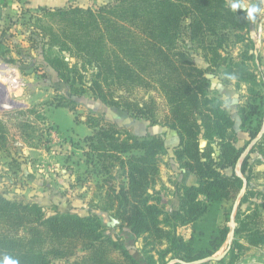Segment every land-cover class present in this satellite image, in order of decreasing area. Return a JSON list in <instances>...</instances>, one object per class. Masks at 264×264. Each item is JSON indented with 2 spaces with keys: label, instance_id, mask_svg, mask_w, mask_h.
<instances>
[{
  "label": "trees",
  "instance_id": "1",
  "mask_svg": "<svg viewBox=\"0 0 264 264\" xmlns=\"http://www.w3.org/2000/svg\"><path fill=\"white\" fill-rule=\"evenodd\" d=\"M238 1L113 0L96 8L39 6L37 9L43 16L36 19V27L42 37L29 36L30 51L21 52L18 61L7 57L11 50L3 46L8 38L0 36V58L19 63L22 71L42 65L53 81L67 84V90H75L76 96L70 94L68 100L76 103L84 92L74 85L83 79L80 70L94 67L88 89L97 100L115 111L177 133L179 143L173 158L182 170L194 174L198 182L175 183L179 205L171 211L150 194L161 174V157L169 150L162 135L140 136L126 128H117L104 118H88L87 125L94 132L86 141L105 168L111 153L118 152L117 158L123 162L126 182L118 189L113 188L114 200L118 202L115 218L132 238H142L145 247L166 242L167 251L184 262L212 256L226 242L231 229L225 224L210 235L207 247L197 246L193 237L184 240L175 229L198 222L210 204L227 203L229 210L232 209L242 186L235 165L250 142L243 147L236 145L237 120L221 100L209 96L210 75L224 67L226 77L246 84L247 105L239 110L243 128L249 127L254 116L264 115V92L260 88L264 84V71L253 70L247 63L253 54L245 50L244 59L238 61L228 60L223 54L230 42H243L245 33L250 42L255 35V22L263 3L255 0L260 11L249 19L245 11L231 9L230 3ZM46 47H58L77 62L70 69L63 58L47 57ZM195 50L202 51L207 65L196 63L191 53ZM152 86L163 93L169 106L162 122L153 99L131 97L136 88ZM61 105L69 106L63 102ZM4 131L0 128V140ZM258 132L259 129L251 131V138ZM202 139L206 140L204 146ZM215 139L218 153L214 149ZM256 146L243 164L244 174ZM16 198L9 192H0V259L7 255L18 264H157L153 257L147 256L149 250L136 252L125 239L110 233L98 213L83 216L73 207L62 210L63 199L59 198L53 199L54 211L48 214L45 201ZM248 199L249 191L239 208L240 223L235 235L245 236L252 245H264V226L256 225L261 216L254 213L256 216L241 218L242 205ZM233 244L243 245L239 238ZM79 250L83 251L82 255ZM230 255L232 262L239 258L235 247ZM223 261V258L218 260Z\"/></svg>",
  "mask_w": 264,
  "mask_h": 264
},
{
  "label": "rangeland",
  "instance_id": "2",
  "mask_svg": "<svg viewBox=\"0 0 264 264\" xmlns=\"http://www.w3.org/2000/svg\"><path fill=\"white\" fill-rule=\"evenodd\" d=\"M74 1L72 0L68 5L91 7L80 1L76 4ZM10 2L16 6L15 21L0 23V36L8 38L6 45L3 46L11 50L7 57L18 61L21 52L30 51L29 36L34 34L42 37L41 31L36 27V19L41 18L43 14L39 9L27 5L24 0ZM238 2L248 7L256 1L239 0ZM96 6L93 4V8ZM254 32L252 42L245 33L243 42H230L228 51L223 54L228 60L238 61L244 59L242 54L248 50L253 54L247 61L250 67L256 71H264V5L255 22ZM189 46L188 44L187 47ZM45 50L47 57L63 58L70 69L77 62L75 57L58 47H46ZM191 53L198 65L208 64L202 51L195 50ZM19 66V63H10L0 58V128L5 130L3 139L0 140V192H9L19 201L43 200L46 202L44 205L48 214L54 211L53 199L61 198L62 210L73 207L83 216L92 212L98 213L110 233L125 239V243L136 252L142 254V250L145 253L149 250L147 256L153 257L157 264H183L184 261L174 258L173 253L167 251L168 243L145 247L144 240L132 238L120 222L114 227L108 225L111 221L110 217L115 218L113 214L118 206V202L114 200L113 188L118 189L126 182V170L122 168V160L117 158L118 152L110 154V163L105 168L86 141V138L94 132L87 125L88 118L96 120L104 118L105 121L115 123L117 128H126L140 136L150 132L162 134L164 130H170L172 134L173 131L160 124L151 125L147 120L115 111L97 100L88 89L91 76L96 70L94 67H88L86 71L80 70L83 79L82 81L78 79L74 85L84 92L74 103L67 98L71 99L70 94L76 96L75 90H67V84L53 81L51 76H47L42 65L38 64L27 71H22ZM223 70L224 67H220L210 75L209 96L221 100L227 112L237 120L236 145L243 147L253 139L250 136L251 131L256 129L260 131L264 115L254 116L247 129L241 126L239 110L247 105V86L236 79H229L223 74ZM260 88L264 92V84H261ZM131 97L140 100L153 99L157 104V117L161 122L169 113L166 98L154 86L136 88ZM61 102L69 106L61 105ZM169 138L171 141V136ZM201 143L204 146L206 140L202 139ZM213 144L218 153V141L215 139ZM257 144L250 155L249 168L245 174L248 179L246 193L249 191V199L242 205L240 214L241 218L246 215H260L261 218L256 225L264 226V136ZM120 157L123 158L124 155ZM161 160V174L156 187L150 188V194L163 208L171 211L179 205L175 183L182 182L184 176L180 172H176L180 177L176 173L170 174L174 166L167 156L161 157ZM112 203L113 207H111ZM106 208L110 210L106 211ZM231 211L227 203H213L198 222L175 229L177 235L184 240L188 241L193 237L197 246L207 247L210 235L215 233L220 225L225 224L230 227L231 231L226 242L212 255L215 258L198 264H264V245H252L245 236L235 235L240 221L237 215L236 224L231 226ZM249 221L252 224L256 223L253 220ZM235 238H239L242 247L233 244ZM233 247L239 256L234 262L230 255ZM78 253L82 255L83 251L79 250ZM222 258L224 261L218 262Z\"/></svg>",
  "mask_w": 264,
  "mask_h": 264
},
{
  "label": "crops",
  "instance_id": "3",
  "mask_svg": "<svg viewBox=\"0 0 264 264\" xmlns=\"http://www.w3.org/2000/svg\"><path fill=\"white\" fill-rule=\"evenodd\" d=\"M10 1L11 0H0V23H2V24H4L6 21L9 22L10 19H14V15L16 14V6L12 5V3ZM24 1L27 5H30L33 8H37L39 6H46V7H50V8L64 7V6L72 3V0H24ZM78 1L82 2L83 4H88V6L93 7V4L95 6L96 5L98 6V5L113 1V0H75L74 2L76 4H78L79 3ZM263 5H264V3H263ZM6 13H8V15ZM166 131H167V133H165ZM169 131L164 130L162 134H161V132L160 133L150 132L149 134H152V135L157 134V135H162L164 137L166 144L169 147L168 154L165 156H167V159L170 160L172 163V166H174V169H173V171L170 172V174H172V173L175 174L176 172H180V174H182L184 176V180L182 181V183H185L188 185L197 184L198 178L194 174L182 170L179 167L178 163L173 158V156H174L173 153H174V150L176 149V146L179 143V138H178L177 133L175 131L171 130V132L173 131L172 134ZM142 135H146V133H144ZM170 136H171V141L169 140ZM177 167L179 169H177ZM176 175H178L180 177L179 174L176 173Z\"/></svg>",
  "mask_w": 264,
  "mask_h": 264
},
{
  "label": "water",
  "instance_id": "4",
  "mask_svg": "<svg viewBox=\"0 0 264 264\" xmlns=\"http://www.w3.org/2000/svg\"><path fill=\"white\" fill-rule=\"evenodd\" d=\"M263 136H264V121H263V124H262L260 131L252 140H250V142L248 143V145L245 147V149L241 153V155L238 158V161L235 165V174L237 177H239L242 180V186L239 190V193H238V195L235 199V202L233 204V207H232V211H231V215H230L231 226H234V224H236V217L238 215L242 199H243V197L246 193L247 187H248V179L242 170L243 164H244L247 156L252 152L253 148L262 139ZM110 218H111V221L108 223L109 226L114 227L116 224H118L120 222L117 218H114V217H110ZM214 258L215 257L212 256V257H208V258L201 260V261L200 260L197 262L195 261L194 263L193 262L192 263L183 262V264H198L201 262L210 261Z\"/></svg>",
  "mask_w": 264,
  "mask_h": 264
},
{
  "label": "clouds",
  "instance_id": "5",
  "mask_svg": "<svg viewBox=\"0 0 264 264\" xmlns=\"http://www.w3.org/2000/svg\"><path fill=\"white\" fill-rule=\"evenodd\" d=\"M261 3H264V0H261ZM230 7L233 11H245L249 19H252L254 17V14L260 11V9L255 4L245 7L242 3L232 2L230 3ZM0 264H18V261L7 255H4L3 258L0 259Z\"/></svg>",
  "mask_w": 264,
  "mask_h": 264
}]
</instances>
